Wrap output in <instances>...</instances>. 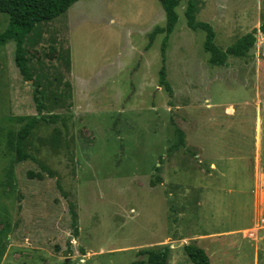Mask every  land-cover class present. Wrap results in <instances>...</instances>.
Segmentation results:
<instances>
[{
    "label": "rangeland",
    "instance_id": "374dc122",
    "mask_svg": "<svg viewBox=\"0 0 264 264\" xmlns=\"http://www.w3.org/2000/svg\"><path fill=\"white\" fill-rule=\"evenodd\" d=\"M191 1L223 50L257 29L249 57L210 66L187 0L165 63L158 0H80L29 37L39 113L16 43L1 49L0 264H132L165 247L168 264H193L189 245L211 264H264V0Z\"/></svg>",
    "mask_w": 264,
    "mask_h": 264
},
{
    "label": "trees",
    "instance_id": "16d2710c",
    "mask_svg": "<svg viewBox=\"0 0 264 264\" xmlns=\"http://www.w3.org/2000/svg\"><path fill=\"white\" fill-rule=\"evenodd\" d=\"M78 1L80 0H0V14H5L9 17L8 27L0 34V52L1 48L9 42L14 41L16 43L15 64L26 81H34V100L39 113H42L46 107L45 101L48 98V91L45 90L40 82L34 79L29 60L27 59L29 37L42 23L53 22L61 16L66 15L68 10ZM158 1L166 13V26L164 28H157L152 32L150 43H153L156 35L165 34L161 50L163 63H165L167 45L179 20L176 9L185 0ZM187 1L188 6L185 12L187 26L195 32L201 30L205 33L204 50L209 54L208 63L210 66L226 67L230 58L249 57L251 50L257 43V29L244 35L235 44L223 50L215 43L216 32L212 25L198 21L195 3L191 0ZM259 31L264 34V24L261 25ZM66 64L67 67H70L69 56L66 59ZM55 80L58 81L57 79ZM159 82L168 92H172V88L167 81L165 65L160 70ZM36 123V119L29 123L28 128L22 132V135L25 136L28 133V129ZM176 133L179 136V142L174 146V149L178 150L185 144V134L180 129H176ZM73 221L75 223L74 216ZM185 252L193 264H211L210 257L200 247L189 245L185 247ZM139 256L143 257V259L132 264H168L169 250L166 247L159 250H142L139 252Z\"/></svg>",
    "mask_w": 264,
    "mask_h": 264
},
{
    "label": "crops",
    "instance_id": "0c3cea01",
    "mask_svg": "<svg viewBox=\"0 0 264 264\" xmlns=\"http://www.w3.org/2000/svg\"><path fill=\"white\" fill-rule=\"evenodd\" d=\"M7 45V44H6ZM5 45V46H6ZM4 46V47H5ZM3 48V47H2ZM1 48V49H2ZM2 51V50H1ZM1 53V52H0ZM258 143H259V141H258ZM259 155V154H258ZM262 173L260 172L259 173V171L258 170H255V181H256V187H257V189H258V191L256 192V203H257V205H260V204H262L261 203V200H262V197H263V185H264V183H263V179L261 178V179H259L260 177H262ZM264 200V199H263Z\"/></svg>",
    "mask_w": 264,
    "mask_h": 264
}]
</instances>
